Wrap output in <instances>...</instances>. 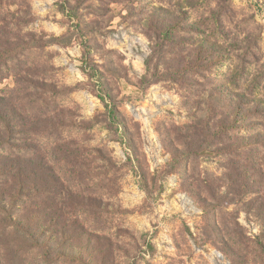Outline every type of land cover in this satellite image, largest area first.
I'll return each instance as SVG.
<instances>
[{
    "label": "rangeland",
    "instance_id": "obj_1",
    "mask_svg": "<svg viewBox=\"0 0 264 264\" xmlns=\"http://www.w3.org/2000/svg\"><path fill=\"white\" fill-rule=\"evenodd\" d=\"M3 39L0 264H264V0H0Z\"/></svg>",
    "mask_w": 264,
    "mask_h": 264
},
{
    "label": "trees",
    "instance_id": "obj_2",
    "mask_svg": "<svg viewBox=\"0 0 264 264\" xmlns=\"http://www.w3.org/2000/svg\"><path fill=\"white\" fill-rule=\"evenodd\" d=\"M158 28L155 30L157 32ZM164 32H167L168 34H170L171 36L173 35V30L172 29H168V27H166L163 23L160 22V31H158V35L159 33L163 34ZM160 34V35H161ZM162 36V35H161ZM163 38H165V40L169 41L171 40V38H169V36H162ZM0 44L2 45V51L6 54H10L11 58L15 57L16 54V50L18 49L17 45L13 46V42L11 40H7V39H3L0 40ZM168 45H165L161 42H157V47L154 48L153 51V56L149 57V60L147 62V67H148V71L151 72L152 71V64H154L153 66V75L154 77H162L164 79H174L175 81H182L184 79H187V76H189L188 74H190V76H194V74H202L204 71H210L209 64H199V63H195L193 60L191 61H186V57L187 56H183L181 55V51L180 50H174L175 53V61L172 65L171 68H167L164 72H161L160 67L162 65V60H163V53L165 51V47H167ZM172 47V46H170ZM154 58L156 59L155 62ZM199 58V57H197ZM88 66V64H87ZM92 73H95L94 70ZM162 73V74H160ZM185 83V82H184ZM108 107V115H109V119H113L115 117L116 114V109L111 108L109 105H107ZM12 105L10 104V102H8L7 100L0 98V118L1 121H6L7 119L10 118L9 115H12L13 110H12ZM112 122V121H111ZM209 125V127H208ZM206 127L208 129H205L204 127H197V126H192V128L195 130H193L194 132L192 134H189V137H187V139L184 141L185 142V146H186V151H181L179 146H176V148H173V150H171V153L173 155V159H178L179 155L184 154V157H189L190 155H194L197 157L201 144H198V142L196 141V137L205 133H209L211 131V124L207 123ZM1 146V145H0ZM55 177V176H54ZM55 179V178H54ZM59 179V178H58ZM60 181V179H59ZM63 181H62V186H63ZM232 187H236L234 184H232ZM13 224L17 225V223L12 222ZM31 237L32 239L35 237L37 238V240H40V234L38 232L35 233H31ZM43 242V241H42ZM41 243V242H40ZM35 246V244H34ZM59 255H66L65 253L63 254H59Z\"/></svg>",
    "mask_w": 264,
    "mask_h": 264
}]
</instances>
